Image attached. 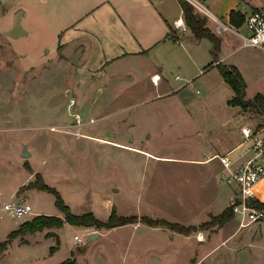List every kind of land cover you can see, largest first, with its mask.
Wrapping results in <instances>:
<instances>
[{
  "label": "rangeland",
  "instance_id": "374dc122",
  "mask_svg": "<svg viewBox=\"0 0 264 264\" xmlns=\"http://www.w3.org/2000/svg\"><path fill=\"white\" fill-rule=\"evenodd\" d=\"M64 7L51 0H4L0 5V166L10 168L12 173L4 188L12 189L21 181L31 180L32 172V182L41 175L75 214H83L93 206L98 216L106 219L110 211L105 207V195L113 198L116 193L112 201L119 215H136L143 226L148 225L141 222L143 216L182 224L185 210L178 202L183 196L196 195V189L183 187L187 177L193 181L195 173L178 160L150 157L115 142L178 157L195 152L204 141L196 134H183L189 128V115L174 97L155 96L156 84L141 74L149 68L146 58L118 59L101 70L106 72L102 76V54L98 51L90 54L91 59H87L88 54L70 53L73 59L68 63L61 60L57 47L66 43V29L77 15ZM177 74L174 72V76ZM258 85L264 86V77L251 82L250 91ZM196 89L204 95V88L196 83L194 93L189 90L188 96H198ZM230 95L226 87L216 90L212 99L222 102ZM24 149L32 151L30 158L22 156ZM25 191H19L16 197L24 196ZM4 198L9 199L7 194ZM28 201L33 211L63 217L52 193L35 190ZM2 211L0 241H5L21 221L34 218L33 214L14 218ZM138 223L84 242L76 241L74 236L106 229L65 223L61 228L21 236L0 255V264H60L72 257L76 264H184L185 252H163L168 242L166 232L145 229L132 235L130 229L136 230ZM205 223L204 228L200 224L183 225L195 227L190 234L220 227L212 217ZM158 227L169 232L172 246L192 242L176 231ZM262 228L264 243V224ZM54 230L60 245L53 251ZM139 241H147L148 247L138 246Z\"/></svg>",
  "mask_w": 264,
  "mask_h": 264
},
{
  "label": "crops",
  "instance_id": "0c3cea01",
  "mask_svg": "<svg viewBox=\"0 0 264 264\" xmlns=\"http://www.w3.org/2000/svg\"><path fill=\"white\" fill-rule=\"evenodd\" d=\"M51 1L62 8L66 5L70 13L77 14L72 17V24L66 29V43L59 44L57 47L61 60L68 63L70 58L73 59V54L77 56L88 54L87 59H91L90 54L98 51L102 54L99 56L101 71L118 59L146 58L149 61V68L141 74L151 79L154 85L156 84L157 94L155 96L174 97L179 106L186 109L189 115V128L184 130L183 134H196V137L204 141L195 152L189 151L178 157L170 154L160 156L134 146L117 142L115 144L145 152L150 157L178 160V163L184 164L185 169L195 173L192 177L193 181H188L187 177L183 187L196 189V195L183 196L178 202V205L183 204L185 210L182 212V224L199 225L226 210L231 205L234 188L220 181L225 169L216 155L228 153L240 162L242 158L239 154L243 150L244 140L241 128L245 125L256 126L264 120L255 109L244 110L240 106L229 104L235 93L223 79L217 64L234 65L238 68L247 84V98L251 99L257 94L264 95L263 85H258L253 92L249 89L251 82L264 77V51L255 47H243L241 34H247L248 31L244 26L236 27L230 21L231 11L244 13L249 10L264 9V2L260 0H188L199 14L207 18V26L212 32L221 38L219 60L212 63V43L207 38L197 40L194 37L185 22L179 0ZM3 4L4 0H0V5ZM215 18L233 27L240 34L235 31L218 32L215 27ZM178 20L184 26L177 28L175 24ZM23 30L25 31L24 28ZM70 53H73L72 57L69 56ZM81 57L77 59L81 60ZM84 59L86 57H83ZM174 72L180 74L174 76ZM105 73L101 71L99 75L102 76ZM154 76L159 77V80L154 81ZM76 83L78 86L81 85L79 81ZM196 83L204 88V95L196 89L198 96H188L189 90L194 93ZM226 87L231 90L230 97L222 102L213 101L215 91L226 89ZM251 115H254V119L250 117ZM70 133L77 132L70 131ZM3 137L6 141L8 140L7 136L2 135L1 138ZM30 154L28 158L32 156V151ZM9 169L0 166V210H3V204L6 201L15 198L20 188L32 182L34 177V173L31 172L33 176L30 175L31 180L21 181L12 189H5V184L12 176ZM34 171L38 172L36 169ZM116 187L121 189L118 185ZM35 190L38 189H28L23 195L29 198ZM113 190L115 192L116 188ZM6 194L9 199L4 198ZM115 194L113 198L108 194L105 195V207L110 214L113 206L116 207L112 201ZM256 196L258 200L264 202V179L256 187ZM92 208L93 206L89 211L102 219ZM32 214L35 217L44 213L33 211ZM157 218L163 217L157 216ZM21 223L22 221L17 228ZM263 224V221H257L241 227L238 218L234 216L223 226L216 227L209 232L198 231L190 235L177 233L192 241H189L190 244L178 247L170 245L169 232L161 227L143 226L138 223L135 226L136 230L131 228L130 233L136 236L139 231L145 229H151L158 234L166 232L168 242L163 246L165 249L163 252H168V254L185 252L184 264H264ZM126 227L128 225L99 231L98 237L113 229ZM53 232L57 234V230ZM135 241L136 239H133V242ZM140 242L138 246L148 247L149 245L147 241L146 243Z\"/></svg>",
  "mask_w": 264,
  "mask_h": 264
},
{
  "label": "trees",
  "instance_id": "16d2710c",
  "mask_svg": "<svg viewBox=\"0 0 264 264\" xmlns=\"http://www.w3.org/2000/svg\"><path fill=\"white\" fill-rule=\"evenodd\" d=\"M179 3L184 13L185 22L191 29L194 37L197 40H200L202 38L209 39L212 43V63L218 61L221 48V38L212 32V30L207 26V18L199 14L190 1L179 0ZM244 18V15L240 11L233 10L230 13V21L234 26H241L244 22ZM217 68L220 71L225 82L229 84V86L235 93L233 99L229 101V104L240 106L244 110L255 109L264 116V95L257 94L251 99L247 98V84L238 68L234 65H224L222 63H218ZM36 177L37 180H35L34 182H30L28 185L22 186L19 191L27 189H38L41 191L52 193L55 196V204L62 213L63 217L42 214L35 216L31 220L24 221L20 224L19 228L11 231L8 234L5 241H0V255L3 254L8 249L9 245L14 241V239H17L18 237L33 235L38 232H43L45 229L49 228H61L65 223L90 228L93 227L98 230H108L127 224L138 223L139 221V217L136 215H119L115 206H113L111 214L106 220L99 219L91 211L85 212L80 215L75 214L72 212L71 208L67 205L60 192L56 188L50 187L48 184H46L43 181L41 175L38 174ZM250 205L258 208L259 210H264V202L260 200L251 201ZM234 216L235 215L232 211V206L230 205L221 214L212 216V220L215 222V224L223 226ZM140 220L141 222L146 223L150 226H162L186 235L190 234L195 229V227L193 226L187 227L177 222H170L164 218L154 219L148 216H143L140 218ZM206 224L207 223H202L199 227L204 228ZM52 236H55L56 238V246L52 249L54 251L58 249L60 245V239L57 234ZM60 264H76V261L72 259Z\"/></svg>",
  "mask_w": 264,
  "mask_h": 264
},
{
  "label": "built area",
  "instance_id": "2783aa9c",
  "mask_svg": "<svg viewBox=\"0 0 264 264\" xmlns=\"http://www.w3.org/2000/svg\"><path fill=\"white\" fill-rule=\"evenodd\" d=\"M194 6V5H193ZM245 15L243 26L247 29V34H241L243 47H255L264 51V11L249 10ZM216 30L218 32L236 31L215 18ZM179 28L183 23L176 21ZM184 26V25H183ZM154 81L157 76L153 77ZM243 134V150L240 152L242 160L237 162L236 157H231L228 153L216 155L225 169L220 181L234 188V195L231 201L232 211L238 218L241 227L248 226L257 221L264 222V210L250 205L251 201L258 200L256 187L264 179V121L256 126L245 125L241 128ZM239 156V157H240ZM5 214L14 218H26L33 213V207L27 197H15L3 204ZM74 239L84 242L87 233L75 235Z\"/></svg>",
  "mask_w": 264,
  "mask_h": 264
},
{
  "label": "water",
  "instance_id": "95a60500",
  "mask_svg": "<svg viewBox=\"0 0 264 264\" xmlns=\"http://www.w3.org/2000/svg\"><path fill=\"white\" fill-rule=\"evenodd\" d=\"M31 154L30 152H28L27 149H24L22 152V156L23 157H29ZM99 236V232H93L91 234H87V240H94L95 238H97Z\"/></svg>",
  "mask_w": 264,
  "mask_h": 264
},
{
  "label": "bare ground",
  "instance_id": "6f19581e",
  "mask_svg": "<svg viewBox=\"0 0 264 264\" xmlns=\"http://www.w3.org/2000/svg\"><path fill=\"white\" fill-rule=\"evenodd\" d=\"M157 80H159V77H157Z\"/></svg>",
  "mask_w": 264,
  "mask_h": 264
}]
</instances>
